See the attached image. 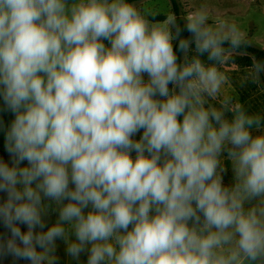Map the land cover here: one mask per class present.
<instances>
[{
  "label": "clouds",
  "instance_id": "clouds-1",
  "mask_svg": "<svg viewBox=\"0 0 264 264\" xmlns=\"http://www.w3.org/2000/svg\"><path fill=\"white\" fill-rule=\"evenodd\" d=\"M249 45L208 0H0V264H264V106L225 87Z\"/></svg>",
  "mask_w": 264,
  "mask_h": 264
},
{
  "label": "rangeland",
  "instance_id": "rangeland-1",
  "mask_svg": "<svg viewBox=\"0 0 264 264\" xmlns=\"http://www.w3.org/2000/svg\"><path fill=\"white\" fill-rule=\"evenodd\" d=\"M180 11L186 8L190 0H177ZM210 6L229 15L236 16L244 30H246L250 43L264 48V0H208ZM155 7L162 12H171L169 0H155ZM235 61L227 63L224 71L231 77L226 82V89L231 91L242 102L246 101L253 107L264 106V96L256 93L253 87H241L240 81L245 69L252 63V58L248 54L236 53ZM13 118L12 114L5 111H0V122H3L5 128ZM0 159H10L9 154L5 148L4 133L0 131ZM231 178V171L225 175V182L227 183ZM3 194H0L2 198ZM57 213L55 211L49 212L46 216V223L54 222ZM24 226H22L23 230ZM57 254L59 257V264H75L74 261H69L66 257L64 245L62 241H57ZM81 264L86 261V255H81ZM7 264V261L5 262Z\"/></svg>",
  "mask_w": 264,
  "mask_h": 264
},
{
  "label": "trees",
  "instance_id": "trees-1",
  "mask_svg": "<svg viewBox=\"0 0 264 264\" xmlns=\"http://www.w3.org/2000/svg\"><path fill=\"white\" fill-rule=\"evenodd\" d=\"M169 3H170L171 11H177V12L180 11L177 0H169ZM184 35H187V33L185 32ZM238 53L248 54L251 56V58L253 57L260 58V57H264V48H260L250 43V45L247 48H245L244 50Z\"/></svg>",
  "mask_w": 264,
  "mask_h": 264
}]
</instances>
